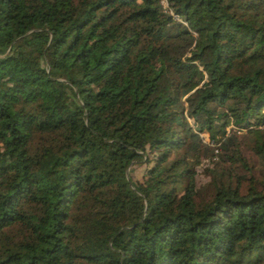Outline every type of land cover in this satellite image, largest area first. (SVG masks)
I'll return each instance as SVG.
<instances>
[{
	"label": "trees",
	"instance_id": "1",
	"mask_svg": "<svg viewBox=\"0 0 264 264\" xmlns=\"http://www.w3.org/2000/svg\"><path fill=\"white\" fill-rule=\"evenodd\" d=\"M168 4L0 0V264H264V0Z\"/></svg>",
	"mask_w": 264,
	"mask_h": 264
},
{
	"label": "rangeland",
	"instance_id": "2",
	"mask_svg": "<svg viewBox=\"0 0 264 264\" xmlns=\"http://www.w3.org/2000/svg\"><path fill=\"white\" fill-rule=\"evenodd\" d=\"M201 136L205 141L207 140L206 132L201 133ZM205 163H206L205 161H202L201 164L196 166L197 170L195 174V180L197 185H205L208 182L209 176L204 172L203 169ZM142 173H143V165L140 163H132L127 168V175L131 180H137V181L141 180Z\"/></svg>",
	"mask_w": 264,
	"mask_h": 264
},
{
	"label": "built area",
	"instance_id": "3",
	"mask_svg": "<svg viewBox=\"0 0 264 264\" xmlns=\"http://www.w3.org/2000/svg\"><path fill=\"white\" fill-rule=\"evenodd\" d=\"M159 1H160L161 6H162L165 10H167L169 13H172L171 10H170L169 4H168V0H159ZM262 112H264V109H262ZM262 125H263V122L257 124V127H261Z\"/></svg>",
	"mask_w": 264,
	"mask_h": 264
}]
</instances>
